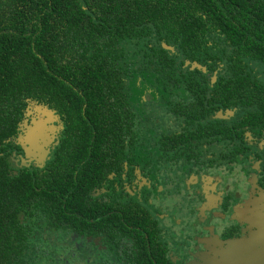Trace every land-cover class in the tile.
I'll list each match as a JSON object with an SVG mask.
<instances>
[{"label":"flooded vegetation","instance_id":"obj_1","mask_svg":"<svg viewBox=\"0 0 264 264\" xmlns=\"http://www.w3.org/2000/svg\"><path fill=\"white\" fill-rule=\"evenodd\" d=\"M166 46L128 53L87 130L25 107L0 152L3 264H264V58L217 33Z\"/></svg>","mask_w":264,"mask_h":264},{"label":"trees","instance_id":"obj_2","mask_svg":"<svg viewBox=\"0 0 264 264\" xmlns=\"http://www.w3.org/2000/svg\"><path fill=\"white\" fill-rule=\"evenodd\" d=\"M215 33L264 58V0H0V152L30 102L87 130L131 73L128 53L169 43L192 51ZM5 167L0 156V220Z\"/></svg>","mask_w":264,"mask_h":264},{"label":"water","instance_id":"obj_3","mask_svg":"<svg viewBox=\"0 0 264 264\" xmlns=\"http://www.w3.org/2000/svg\"><path fill=\"white\" fill-rule=\"evenodd\" d=\"M164 47H167L165 44L163 45Z\"/></svg>","mask_w":264,"mask_h":264}]
</instances>
